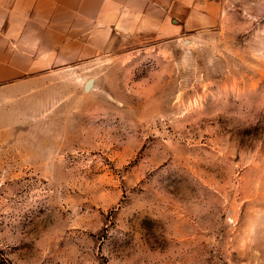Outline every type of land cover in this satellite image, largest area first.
Masks as SVG:
<instances>
[{
	"label": "rangeland",
	"instance_id": "374dc122",
	"mask_svg": "<svg viewBox=\"0 0 264 264\" xmlns=\"http://www.w3.org/2000/svg\"><path fill=\"white\" fill-rule=\"evenodd\" d=\"M112 40L0 89V264H264V0Z\"/></svg>",
	"mask_w": 264,
	"mask_h": 264
},
{
	"label": "crops",
	"instance_id": "0c3cea01",
	"mask_svg": "<svg viewBox=\"0 0 264 264\" xmlns=\"http://www.w3.org/2000/svg\"><path fill=\"white\" fill-rule=\"evenodd\" d=\"M216 0H0V89L34 67H80L125 35L170 38L204 26Z\"/></svg>",
	"mask_w": 264,
	"mask_h": 264
}]
</instances>
